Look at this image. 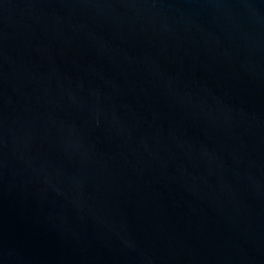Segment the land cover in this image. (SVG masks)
<instances>
[{"label": "water", "instance_id": "water-1", "mask_svg": "<svg viewBox=\"0 0 264 264\" xmlns=\"http://www.w3.org/2000/svg\"><path fill=\"white\" fill-rule=\"evenodd\" d=\"M0 264H264V0H0Z\"/></svg>", "mask_w": 264, "mask_h": 264}]
</instances>
